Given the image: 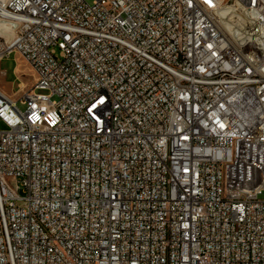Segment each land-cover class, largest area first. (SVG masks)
I'll return each mask as SVG.
<instances>
[{
	"label": "built area",
	"instance_id": "built-area-1",
	"mask_svg": "<svg viewBox=\"0 0 264 264\" xmlns=\"http://www.w3.org/2000/svg\"><path fill=\"white\" fill-rule=\"evenodd\" d=\"M12 54L0 264H264V0H0Z\"/></svg>",
	"mask_w": 264,
	"mask_h": 264
},
{
	"label": "rangeland",
	"instance_id": "rangeland-1",
	"mask_svg": "<svg viewBox=\"0 0 264 264\" xmlns=\"http://www.w3.org/2000/svg\"><path fill=\"white\" fill-rule=\"evenodd\" d=\"M86 1L92 4L94 0ZM35 81L34 71L18 54H12L0 62V89L14 100H19L25 91L32 89ZM17 106L22 112L27 108L21 100ZM1 128L5 129L4 126ZM20 194L23 195L22 192Z\"/></svg>",
	"mask_w": 264,
	"mask_h": 264
}]
</instances>
